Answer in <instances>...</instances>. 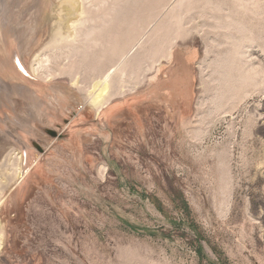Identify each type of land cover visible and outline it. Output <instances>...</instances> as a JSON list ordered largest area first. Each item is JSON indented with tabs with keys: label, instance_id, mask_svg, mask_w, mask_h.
Returning a JSON list of instances; mask_svg holds the SVG:
<instances>
[{
	"label": "rangeland",
	"instance_id": "obj_1",
	"mask_svg": "<svg viewBox=\"0 0 264 264\" xmlns=\"http://www.w3.org/2000/svg\"><path fill=\"white\" fill-rule=\"evenodd\" d=\"M30 2L0 5L21 27ZM82 2L100 42L77 32L47 61L79 107L24 180L0 183V264H264V0ZM137 32L120 74L106 49ZM109 68L96 110L87 92ZM42 112L49 138L60 121ZM23 134L0 137L1 171Z\"/></svg>",
	"mask_w": 264,
	"mask_h": 264
},
{
	"label": "bare ground",
	"instance_id": "obj_2",
	"mask_svg": "<svg viewBox=\"0 0 264 264\" xmlns=\"http://www.w3.org/2000/svg\"><path fill=\"white\" fill-rule=\"evenodd\" d=\"M90 1L96 4L104 0ZM8 6V4L0 5V121L4 124L3 126L1 125L0 137L7 142L6 144H8L6 140L12 139L13 137L18 138L19 136L22 138L24 132H29L34 138L29 142H25L24 147H19L17 145H15L17 147H10L14 145V143H12L13 140H11L12 144L10 145L9 143V149L6 147L5 149L7 150L5 151L8 160L10 158L14 159L15 167L13 166L14 168H12L11 171L5 170V168L2 171L0 170V183H4L9 175H14L16 181H21L26 177L32 165H34L43 154V143H50L56 135L60 134L69 126L68 121L61 120L58 112H63V108H67L66 102H68L67 104H69V101L71 102L69 105L70 108L79 105L78 103L74 104L75 102L69 87L62 83L53 84L50 81V77L52 76L50 72H48L49 67L47 61H50V56L54 55L52 52L53 48L57 47V45L62 42H71L77 35V32H80V34L84 36H89L88 39L94 43L100 42L99 38H97L98 36L96 37V35H94L98 27L86 23L89 15L83 6L82 0H32L30 4H25L30 12V17L26 21L24 20L25 23L22 22L24 25L22 24L23 26L21 25V27H18V23L21 22V18L18 19L19 12L14 13ZM14 14H16L17 17H15L17 20L15 18L12 20ZM99 28L100 31L107 33L110 29L108 20L103 19V23ZM119 33L120 32L117 31L115 35ZM139 33L137 32L129 39L128 36H125L127 39H122L124 41H121L120 44H118L117 41H113L109 48L106 49L105 55L113 52L116 57L114 61V70H118L120 74L124 71L123 61L129 50V47L126 48V45L130 44V46H133L137 43L142 36V34L140 35ZM34 37H36V39H34ZM78 50H80L78 47H74L66 56ZM49 51L52 53H49ZM101 52H103V50ZM101 52L99 51L100 54ZM23 55H29L26 60V65L22 60ZM43 68L46 70H42ZM110 68L98 78L93 79L91 88L87 92L86 100L88 103L94 105L96 110L107 102L108 88L110 86V79H112V71ZM6 100L18 105V107L13 105L17 108V110H15L17 114L4 108V101ZM26 106H28V109H26ZM76 109L78 108L76 107ZM21 110L24 112L21 113ZM48 110L53 111L55 119L60 121V126L56 129L57 134L53 136L50 135L49 138L47 136L35 134L36 130L34 131L32 128V125L36 122L35 116L40 114L38 112L43 111L44 113H48ZM76 111L78 112V110ZM73 114L74 113H72V115ZM48 116L51 115L49 114ZM44 120L41 121L44 122ZM44 128L45 129L42 130L43 133L46 129L51 127L46 125ZM34 143L41 146L42 149L38 150ZM1 188L2 187H0V192ZM2 192L0 194H2ZM5 193H7V191ZM0 201L2 202V199H0Z\"/></svg>",
	"mask_w": 264,
	"mask_h": 264
},
{
	"label": "water",
	"instance_id": "obj_3",
	"mask_svg": "<svg viewBox=\"0 0 264 264\" xmlns=\"http://www.w3.org/2000/svg\"><path fill=\"white\" fill-rule=\"evenodd\" d=\"M46 132L49 133L52 136L57 134L56 130L51 129V128L46 129ZM34 145H36V144L34 143ZM36 147H37L38 150L42 149V147L39 146V145H36Z\"/></svg>",
	"mask_w": 264,
	"mask_h": 264
}]
</instances>
